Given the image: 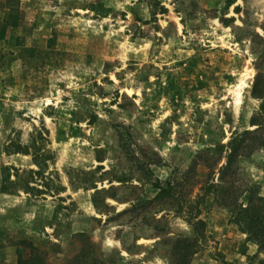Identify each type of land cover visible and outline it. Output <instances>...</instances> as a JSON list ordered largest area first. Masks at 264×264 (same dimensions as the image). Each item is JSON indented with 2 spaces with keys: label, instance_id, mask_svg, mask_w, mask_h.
<instances>
[{
  "label": "rangeland",
  "instance_id": "obj_1",
  "mask_svg": "<svg viewBox=\"0 0 264 264\" xmlns=\"http://www.w3.org/2000/svg\"><path fill=\"white\" fill-rule=\"evenodd\" d=\"M248 189L264 0H0V264H264Z\"/></svg>",
  "mask_w": 264,
  "mask_h": 264
},
{
  "label": "trees",
  "instance_id": "obj_2",
  "mask_svg": "<svg viewBox=\"0 0 264 264\" xmlns=\"http://www.w3.org/2000/svg\"><path fill=\"white\" fill-rule=\"evenodd\" d=\"M247 133V132H246ZM234 145L228 155L227 162L222 171L228 169L231 166V162L234 156L237 155L239 151L238 142L239 139H234ZM247 196V203L242 204L238 210V220H241L242 228L249 235L250 238L254 239L256 243L264 249V203H261L264 199L263 197H255L249 189ZM256 198L257 202H254Z\"/></svg>",
  "mask_w": 264,
  "mask_h": 264
},
{
  "label": "bare ground",
  "instance_id": "obj_3",
  "mask_svg": "<svg viewBox=\"0 0 264 264\" xmlns=\"http://www.w3.org/2000/svg\"><path fill=\"white\" fill-rule=\"evenodd\" d=\"M253 71V70H252Z\"/></svg>",
  "mask_w": 264,
  "mask_h": 264
}]
</instances>
